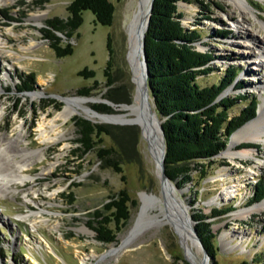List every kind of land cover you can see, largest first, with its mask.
Segmentation results:
<instances>
[{
	"label": "rangeland",
	"instance_id": "1",
	"mask_svg": "<svg viewBox=\"0 0 264 264\" xmlns=\"http://www.w3.org/2000/svg\"><path fill=\"white\" fill-rule=\"evenodd\" d=\"M35 1L3 0L0 3V142L6 136L16 137L23 128L25 146L46 154L41 161L28 166L26 175L30 179L26 184L0 189V264H192L181 243L182 237L169 224L145 227L121 254H109L140 218L143 196L162 193L154 158L138 123L94 122L85 109L75 106L77 113L73 118L80 116L94 123L123 128L117 130L116 137L104 135L98 146L116 149L122 173L104 167L96 151L84 157L74 155L78 134L73 118L60 122V130L65 134L60 143L43 145L38 138L37 128L43 117L47 115L50 119L64 108L68 99L98 98L89 105L93 108L105 103L111 107V114H126V104L135 103L137 85L128 62L125 23L138 8L139 0H111L116 9L112 26L96 24L94 14L85 11L84 23L71 40L74 53L61 59L55 56L42 30L46 29L48 19L68 17L67 6L71 0H47L43 5ZM250 1L253 7L245 21L232 0H200L202 7L197 2H182L180 10L184 13V25L202 34L196 48L214 56L211 65L216 71L202 76L203 84L217 82L228 66L235 65L239 74L220 99L246 95L256 97L261 104L264 98V43L261 42L264 0ZM38 13L43 14L41 24L30 20ZM108 36H111L112 56ZM21 45L31 48L24 52ZM85 68L93 70L94 77L80 75ZM25 82H32L31 89L25 88ZM239 82L245 87L236 89ZM86 92L89 95H84ZM244 106L239 101L231 114H238ZM231 142L214 158L209 167L210 176L195 188L193 183H188L179 195L190 206L192 214L198 210L209 216L213 208L232 206V211L208 220L217 234L218 262L258 264L257 256L264 254V211H252L244 217L236 214L264 200L251 204L254 186L264 175V141L238 145L233 152L240 155L238 151L252 146L254 156H240L236 162L223 154L229 152ZM221 174L225 181L215 182ZM225 184L241 185L242 194L225 204H210ZM123 189L136 200V205L131 207V219L118 241L106 246L96 240V232L88 222L96 220V210L102 209L110 196ZM70 193L76 199L73 204L68 198ZM228 230L246 233L247 237L228 239L227 245L222 234ZM194 247L196 264H201L200 247ZM261 259L264 264V255Z\"/></svg>",
	"mask_w": 264,
	"mask_h": 264
},
{
	"label": "trees",
	"instance_id": "2",
	"mask_svg": "<svg viewBox=\"0 0 264 264\" xmlns=\"http://www.w3.org/2000/svg\"><path fill=\"white\" fill-rule=\"evenodd\" d=\"M199 1L155 0L145 43L151 94L156 103V110L163 120L167 141L166 172L179 188H184L188 183H193L195 188L210 176L209 167L214 158L226 149L238 129L257 116L259 104L256 97L246 95L220 99L221 94L231 86L239 74L235 65L228 66L215 83L203 84L201 81L202 76L207 77L216 71L211 65L214 56L196 48L195 44L202 41V34L200 30L184 25V13L180 10L182 2H197L202 7ZM45 2L47 0L35 1L38 5ZM67 11V18L48 19L46 29L42 30L44 39L59 59L74 53L71 40L84 23L85 11L94 14L96 24L112 26L116 9L111 0H71ZM107 41L112 56L111 36H108ZM110 66L111 59L108 61V67ZM79 73L94 77L95 72L85 68ZM107 74L110 77L109 70ZM31 84L32 82H25V88L31 89ZM109 84H112L111 80ZM243 87L245 86L242 82H239L236 89ZM84 95H89V92ZM239 101L245 106L238 114L232 115L231 111ZM93 108L99 113L111 114V107L105 103L93 105ZM73 121L78 134L74 155L84 157L96 151L104 167L122 173L116 149L98 146L103 142L104 135L116 137V133L123 128L94 123L80 116H75ZM195 171H198L197 175L194 174ZM197 192L198 190L194 193L195 199ZM68 198L70 204L76 200L73 193L68 194ZM109 199L102 209L94 213L96 220L88 222L96 232V240L106 246L118 241L119 234L131 219V207L136 205V200L131 198L126 189L110 196ZM263 199L264 175L254 186L251 204ZM232 210V206L216 207L209 216L202 211H192L198 234L212 259V264H219V248L216 244L217 234L212 231V222L208 220ZM263 255L259 254L257 257L260 259ZM259 259L256 260L258 264H263V260ZM242 264H247V261Z\"/></svg>",
	"mask_w": 264,
	"mask_h": 264
},
{
	"label": "bare ground",
	"instance_id": "3",
	"mask_svg": "<svg viewBox=\"0 0 264 264\" xmlns=\"http://www.w3.org/2000/svg\"><path fill=\"white\" fill-rule=\"evenodd\" d=\"M2 1L0 0V3ZM232 1L235 7L240 10L241 16L245 21V19H247V17L250 15V7H253L251 1ZM150 3L151 0H139L138 8L131 17L126 18L127 22L125 23L129 45L128 62L131 65L134 82L137 85L135 103L132 105L126 104V114H108L99 113L89 105V103L96 101L98 98L79 97L76 99H68L61 111L56 112L50 117V119H48L49 116L45 115L42 121L39 123L37 131L40 143L49 146L51 144L61 142V140L65 137V134H63V132L60 130L62 126L60 122H68L73 118V116L77 113L75 106L85 109L88 118H91L94 120V122L128 123L134 121L138 123L143 130L144 139L148 143L149 151L156 164L157 175L159 179L162 178L161 157L163 136L160 131V124L157 116L153 113L154 108L151 100L146 95L145 68L143 61L142 43L143 35L147 28ZM128 10H130V8ZM128 14L129 13H127V16ZM42 19L43 14L38 13L32 15L30 20L41 24ZM261 42L264 43V37L261 39ZM30 48L31 47H25L21 45V49L24 52L28 51ZM26 140V133L24 132L23 128L18 132L16 137L6 136L2 138V143L0 142V189L8 187L10 188L15 184H26L30 179V177L26 175V171L29 170L28 166L36 161H41L46 155L43 150H29L24 144ZM231 141L232 147L229 149V152H224L223 154H228L232 161L236 162V159L240 156L245 158L254 156L252 147L242 148L241 151H238L242 153L240 155L233 152V150L238 145L245 142L259 143L264 141V98L263 102L259 105V114L257 118L238 130L237 133H235V135L232 137ZM224 179V174H221L214 180L215 182L218 180L225 181ZM161 184V195L145 194L143 196V209L140 218L137 220L135 225L131 227L128 233L122 237L121 242L110 250V255L117 256L130 247L136 236L141 230H143V228L154 225L165 227L167 224H169L174 226L176 231L182 237V242L186 248L189 261L192 264H196V256L194 254L193 247L199 246V244L192 233L191 226H189L187 223L188 217H186L184 213V203L175 198L172 188L166 183V181L161 182ZM241 190V185L235 184L228 186L225 184L224 189L213 200L210 201V204H225L226 202L235 198L237 195H241ZM252 211H264V200L261 203L253 205L248 209V211L236 214V216L244 217L247 213H251ZM236 232L234 230L225 231L222 234V240L224 243L229 245L228 239L230 241L234 240L235 237L241 239H245V236L247 237L246 233Z\"/></svg>",
	"mask_w": 264,
	"mask_h": 264
},
{
	"label": "water",
	"instance_id": "4",
	"mask_svg": "<svg viewBox=\"0 0 264 264\" xmlns=\"http://www.w3.org/2000/svg\"><path fill=\"white\" fill-rule=\"evenodd\" d=\"M154 2H155V0H151L150 8H149V16H148L147 28H146V31H145V33L143 35V43H142V45H143V61H144V68H145L146 95L151 100V103H152L153 108H154V112L153 113L156 114V116H157V119H158L159 124H160V131H161V134L163 136V148H162V157H161V177L162 178H160V179H162L163 181H166V183L170 185V187L173 190L174 196H175V198L177 200L184 202L181 199V196L179 195V193L182 192V189L179 188L177 186V184L169 178V176L167 175V172H166V161L165 160H166V153H167V141H166V136H165V130H164V127H163V120H161V118H160V116H159V114H158V112L156 110V103H155L154 97L151 94V88H150V85H149V68H148L147 52H146L145 43H146L147 31L149 29V25H150V21H151V17H152ZM254 119H252V120H254ZM252 120H250L249 122H251ZM249 122H247L245 125H247ZM245 125H243L242 127H244ZM142 132H143V130H142ZM231 139H232V137H231ZM230 142H231V140H230ZM162 180H161V182H163ZM184 213H185V216L188 217L187 223H188L189 226H191L192 233H193L194 237L196 238V240H197V242H198V244L200 246V252L202 253V256L199 257V258L201 259V264H212V259H211L210 255H209L207 249L205 248V246H204L199 234H198V230L196 228V222L193 219V216H192V213H191V210H190V206L187 205L185 202H184ZM176 233L178 234V232H176ZM179 237H180V235H179ZM181 243H182V241H181Z\"/></svg>",
	"mask_w": 264,
	"mask_h": 264
}]
</instances>
